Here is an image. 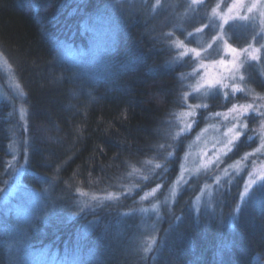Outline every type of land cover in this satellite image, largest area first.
I'll use <instances>...</instances> for the list:
<instances>
[{
  "label": "trees",
  "instance_id": "16d2710c",
  "mask_svg": "<svg viewBox=\"0 0 264 264\" xmlns=\"http://www.w3.org/2000/svg\"><path fill=\"white\" fill-rule=\"evenodd\" d=\"M110 3L0 0V52L23 89L26 107L28 154L21 181L50 206L41 208L42 218L32 211H0V264H12L13 244L22 237L37 249L34 264L51 263L44 256L53 250L59 256L54 262L68 258L72 245L82 252L77 264H258L264 258V200L244 202L235 215L242 177L215 198L212 216L207 210L195 213L188 206L193 190L183 188L164 213L147 260L136 215L102 207L90 219L73 217L78 192H108L155 158L166 119L181 106L182 65L171 62L153 18L143 19L140 12L123 17ZM100 6L112 14L115 31L106 74L86 65L89 57L76 61L59 52L65 45L88 50ZM5 109L0 104V185L7 158ZM242 144L229 158L245 151ZM177 161L176 153L164 186Z\"/></svg>",
  "mask_w": 264,
  "mask_h": 264
},
{
  "label": "rangeland",
  "instance_id": "374dc122",
  "mask_svg": "<svg viewBox=\"0 0 264 264\" xmlns=\"http://www.w3.org/2000/svg\"><path fill=\"white\" fill-rule=\"evenodd\" d=\"M109 3L123 17L140 12L143 19L153 18L159 36L171 52V62L182 65L181 106L166 119L164 140L155 158L134 168L124 183L108 192H78L73 217L82 214L90 219L103 211L102 207H116L122 215H136L139 234L143 233L141 256L147 260L159 238L164 213H169L183 188L193 190L188 206L195 213L207 210L212 216L215 198L221 199L230 183L242 177L234 207L236 215L245 201V187L264 184V0H109ZM103 7L95 13L98 25L90 29L88 50L75 51L71 45H65L59 52L76 61L89 57L86 65L98 67L106 74L115 31L110 23L112 14H105ZM221 36L223 40H213ZM226 45L237 51L230 52ZM252 56L258 59L253 60ZM23 97L20 83L0 52V104L6 106L8 124L0 211L24 215L32 211L37 218L41 208L49 210L50 206L42 193L25 188L21 181L28 154ZM240 140L245 151L229 158ZM176 153L175 170L164 186L168 161ZM125 197L129 198L130 209L122 206ZM252 201L258 204L262 200ZM220 213L223 216L225 209ZM18 242L13 244L12 264H34L32 256L37 250L32 248L34 244L23 237ZM68 249L71 253L68 258L63 256L62 261L54 262L59 257L58 250L45 253L44 259L53 260L49 264H77L81 249L75 245ZM257 262L264 264V258Z\"/></svg>",
  "mask_w": 264,
  "mask_h": 264
},
{
  "label": "snow or ice",
  "instance_id": "6c2138e0",
  "mask_svg": "<svg viewBox=\"0 0 264 264\" xmlns=\"http://www.w3.org/2000/svg\"><path fill=\"white\" fill-rule=\"evenodd\" d=\"M249 11H251V9H249ZM217 39H220V40H223L224 37L221 36V37H213V40H217ZM230 52H236L237 49L232 47L231 45H226ZM209 47H211V45H209ZM195 51V50H193ZM246 51V49H245ZM196 55L199 57L200 56V53L197 52ZM251 59L253 60H256L258 59V57L256 56H252ZM220 63H224L223 60L220 61ZM241 67L243 66V63L241 62ZM234 91H239V89H234ZM229 143H232V141H229ZM244 197H245V203H248L249 201H252V200H264V184L258 186V187H252V188H249L248 186L245 187V191H244Z\"/></svg>",
  "mask_w": 264,
  "mask_h": 264
}]
</instances>
